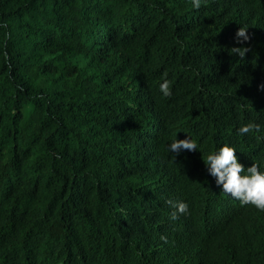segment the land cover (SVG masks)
Returning <instances> with one entry per match:
<instances>
[{
    "label": "trees",
    "instance_id": "16d2710c",
    "mask_svg": "<svg viewBox=\"0 0 264 264\" xmlns=\"http://www.w3.org/2000/svg\"><path fill=\"white\" fill-rule=\"evenodd\" d=\"M262 86L264 0H0V264H264L205 164L264 173Z\"/></svg>",
    "mask_w": 264,
    "mask_h": 264
},
{
    "label": "clouds",
    "instance_id": "9594fccd",
    "mask_svg": "<svg viewBox=\"0 0 264 264\" xmlns=\"http://www.w3.org/2000/svg\"><path fill=\"white\" fill-rule=\"evenodd\" d=\"M193 7L199 8L200 0H193ZM236 37L237 43L250 39L247 29L243 27L239 28ZM249 51L250 48L247 47H233L230 49V54L239 55L243 58ZM170 87L171 82L167 79H164L160 84V91L165 97L171 96ZM253 130L259 133L261 130L260 125L249 122L243 125L238 132L240 135H245ZM196 149V143L190 138L176 139L168 146V151L177 155L182 150L195 151ZM205 164L208 171L217 178V185H222L224 193L231 194L233 198L239 199L241 205H253L257 209L264 210V173L258 170V165L254 163L252 167L245 170L243 165L237 162L235 150L228 145H224L217 153L209 155ZM243 172H246V174L241 175ZM168 203L176 209L170 216L173 221L178 219V214L188 213L187 203L174 201H168ZM161 239L166 240V237H161Z\"/></svg>",
    "mask_w": 264,
    "mask_h": 264
}]
</instances>
